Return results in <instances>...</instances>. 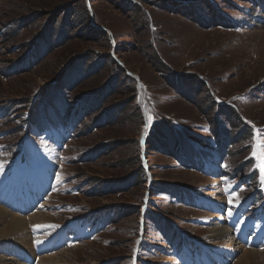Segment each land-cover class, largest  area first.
Listing matches in <instances>:
<instances>
[{
  "label": "rangeland",
  "instance_id": "rangeland-1",
  "mask_svg": "<svg viewBox=\"0 0 264 264\" xmlns=\"http://www.w3.org/2000/svg\"><path fill=\"white\" fill-rule=\"evenodd\" d=\"M19 162L51 173L19 213L42 215L37 234L57 245L36 256L264 264L244 239L264 205V0H0L3 189L24 187L10 178ZM73 220L91 221L82 241Z\"/></svg>",
  "mask_w": 264,
  "mask_h": 264
},
{
  "label": "bare ground",
  "instance_id": "bare-ground-1",
  "mask_svg": "<svg viewBox=\"0 0 264 264\" xmlns=\"http://www.w3.org/2000/svg\"><path fill=\"white\" fill-rule=\"evenodd\" d=\"M259 17L255 16V18H259ZM38 181L41 182L42 184V187L40 189H44V188L46 189L50 183L48 179V173L46 171L41 172L39 174V180L31 181L30 186L36 187L37 189L38 186H41L38 184ZM40 189L38 191H40ZM7 190L8 188L3 190V187L0 186V224L4 222L5 217H9L8 218L9 222L8 221L7 223L5 222V224L0 228V238L7 237V236L12 237L13 239L11 238L8 240H10L9 242L13 243L12 244L13 248H10L8 245H3L2 250H6V251L13 250V252L15 251L17 252L10 255L11 258L6 257L5 262L6 261H9V262L8 263L6 262L4 264H15L14 263L15 260L18 261V264H40L41 262H45L47 264H50V263L57 264L58 262L57 253L47 254L46 256L43 254H41L42 256L35 255L36 251H41L43 249L48 248L46 252H50L51 250H54L57 247L56 245V247L52 248V244H50V241L47 240L48 239L47 236H44L46 232L41 235L37 234L39 230L46 229V226H45L46 222L45 220H43L44 217L41 215L39 216L40 218H37L36 215L32 214L34 215L33 217H31L33 218V221L28 222L29 217L22 216L19 213L16 214L15 212L13 213L10 210L6 209L7 207H5V205L7 206V203L10 202L8 200L9 197L16 200L19 198L20 195H23V197L27 201L25 205H27L28 204L27 197H29L30 199V196H34V195L30 193H26L25 189L22 190V193L19 192L18 194L14 193L12 189H10L9 192ZM34 223L35 225H32ZM31 229L32 231H34L33 235L29 233ZM211 230H212L213 235H215V238H219L221 242L223 241L221 239V235L229 236L230 234L229 229H227L224 225L223 226L219 225V227L212 228ZM226 239H227V236H226ZM36 241H39V243H37ZM257 252L258 251L256 250H247L243 253V257L246 259H250L248 258V256L252 254H256ZM38 255H40V252Z\"/></svg>",
  "mask_w": 264,
  "mask_h": 264
},
{
  "label": "trees",
  "instance_id": "trees-1",
  "mask_svg": "<svg viewBox=\"0 0 264 264\" xmlns=\"http://www.w3.org/2000/svg\"><path fill=\"white\" fill-rule=\"evenodd\" d=\"M40 101H42V100H40ZM77 120V119H76ZM142 169V171H143V168H141ZM105 187V186H104ZM114 212V211H113ZM114 213H117V212H114Z\"/></svg>",
  "mask_w": 264,
  "mask_h": 264
},
{
  "label": "snow or ice",
  "instance_id": "snow-or-ice-1",
  "mask_svg": "<svg viewBox=\"0 0 264 264\" xmlns=\"http://www.w3.org/2000/svg\"><path fill=\"white\" fill-rule=\"evenodd\" d=\"M37 243H39V241H37Z\"/></svg>",
  "mask_w": 264,
  "mask_h": 264
}]
</instances>
